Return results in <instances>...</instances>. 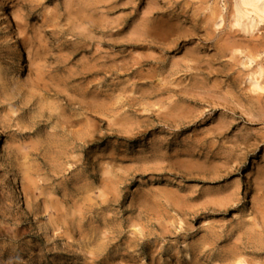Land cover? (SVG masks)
Returning a JSON list of instances; mask_svg holds the SVG:
<instances>
[{
    "label": "rangeland",
    "instance_id": "rangeland-1",
    "mask_svg": "<svg viewBox=\"0 0 264 264\" xmlns=\"http://www.w3.org/2000/svg\"><path fill=\"white\" fill-rule=\"evenodd\" d=\"M235 10L0 0V264H264V20Z\"/></svg>",
    "mask_w": 264,
    "mask_h": 264
},
{
    "label": "bare ground",
    "instance_id": "bare-ground-1",
    "mask_svg": "<svg viewBox=\"0 0 264 264\" xmlns=\"http://www.w3.org/2000/svg\"><path fill=\"white\" fill-rule=\"evenodd\" d=\"M234 1L236 7L235 24L239 27H242L245 32H250V30H252L253 27L255 26L254 24L256 21L261 22L264 20V0H234ZM249 79H251L252 88L255 91H264V85H262L260 80L261 78H249Z\"/></svg>",
    "mask_w": 264,
    "mask_h": 264
}]
</instances>
